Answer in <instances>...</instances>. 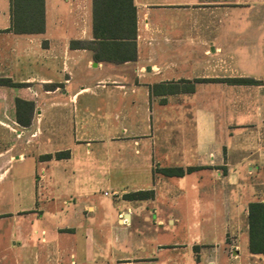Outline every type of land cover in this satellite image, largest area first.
I'll return each instance as SVG.
<instances>
[{"label": "crops", "instance_id": "obj_1", "mask_svg": "<svg viewBox=\"0 0 264 264\" xmlns=\"http://www.w3.org/2000/svg\"><path fill=\"white\" fill-rule=\"evenodd\" d=\"M132 2L118 63L95 59L93 0H43L22 34L0 0V78L20 84L0 85V264H264V0Z\"/></svg>", "mask_w": 264, "mask_h": 264}, {"label": "trees", "instance_id": "obj_2", "mask_svg": "<svg viewBox=\"0 0 264 264\" xmlns=\"http://www.w3.org/2000/svg\"><path fill=\"white\" fill-rule=\"evenodd\" d=\"M12 30L15 33H40L44 30L43 0H11ZM136 9L132 0H93V34L99 42L100 50L108 55L95 54V59L122 63L135 61L136 49ZM199 81V80H196ZM236 84L256 83L249 79H217ZM0 85L18 86L10 79L0 78ZM18 113L24 110L32 113L34 105L16 100ZM20 125L28 126L30 121H22ZM60 154H57L59 156ZM50 157V156H47ZM188 169L164 168L159 173L166 177H181ZM153 195L152 191L138 192L126 195L130 199H145ZM249 239L250 252L264 255V203L249 205Z\"/></svg>", "mask_w": 264, "mask_h": 264}, {"label": "rangeland", "instance_id": "obj_3", "mask_svg": "<svg viewBox=\"0 0 264 264\" xmlns=\"http://www.w3.org/2000/svg\"><path fill=\"white\" fill-rule=\"evenodd\" d=\"M250 18H253L254 19V16H252V17H250ZM256 18H258V17H256ZM220 19V15H219V13H218V19H216L217 21ZM236 29V28H235ZM108 191L109 192H111L112 190L111 189H108ZM102 198H106V197H103L102 196ZM106 199H108L109 200V198H106ZM160 205H164V206H166L165 204H160ZM148 209L149 210H152V208L150 207V206H148Z\"/></svg>", "mask_w": 264, "mask_h": 264}]
</instances>
